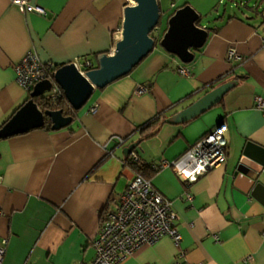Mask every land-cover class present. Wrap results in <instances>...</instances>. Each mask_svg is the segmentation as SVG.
<instances>
[{
  "label": "crops",
  "instance_id": "crops-1",
  "mask_svg": "<svg viewBox=\"0 0 264 264\" xmlns=\"http://www.w3.org/2000/svg\"><path fill=\"white\" fill-rule=\"evenodd\" d=\"M239 1L158 0L160 32L185 6L208 31L185 65L188 78L177 72L182 63L156 46L128 75L94 90L68 127L52 131L46 121L0 139L2 264L90 263L104 209L134 176L125 165L130 153L147 166L172 162L222 123L225 164L192 184L170 168L150 179L179 216V246L163 238L123 264H264V194L249 190H264V115L254 107L255 97L264 99V0L252 7ZM30 2L45 14H23L0 0V129L29 100L15 73L29 53L58 68L83 59L95 68L99 55L114 51L124 10L134 5ZM229 49L242 61L228 62ZM138 87L145 91L136 94Z\"/></svg>",
  "mask_w": 264,
  "mask_h": 264
},
{
  "label": "built area",
  "instance_id": "built-area-1",
  "mask_svg": "<svg viewBox=\"0 0 264 264\" xmlns=\"http://www.w3.org/2000/svg\"><path fill=\"white\" fill-rule=\"evenodd\" d=\"M12 3L23 14L33 12L45 14L30 0H12ZM226 58L228 62L242 61L234 49L228 50ZM72 64L81 75L94 68V64L88 59L75 60ZM57 69L58 67L55 65L43 63L33 53H29L15 67L16 83L26 94H30L36 84L48 81L51 84V89L45 92L42 98L56 102L63 96L54 81ZM177 72L184 78H188L190 75L187 66L183 64L178 67ZM144 91L143 88L138 87L136 94ZM254 107L264 115L263 98L255 97ZM95 111L96 107H93L91 112ZM226 133V124H219L191 145L178 159L151 165V170L158 172L170 168L180 181L188 184L195 183L207 172L226 163L228 146ZM129 159L133 163L140 162L138 155L134 152L130 153ZM185 197L186 201L190 203L191 196L186 194ZM178 221L179 216L175 212L172 202L161 195L149 179L134 174L133 178L128 180L120 196L110 202L102 214L100 229L96 239L92 242L93 260L90 263L81 264H123L125 259L138 249L153 246L163 238H168L174 246L178 247L181 241ZM262 240L264 241V233ZM5 245V241L0 245V264H2L5 255ZM178 256L181 255L178 254ZM173 264L179 263L174 262Z\"/></svg>",
  "mask_w": 264,
  "mask_h": 264
},
{
  "label": "water",
  "instance_id": "water-1",
  "mask_svg": "<svg viewBox=\"0 0 264 264\" xmlns=\"http://www.w3.org/2000/svg\"><path fill=\"white\" fill-rule=\"evenodd\" d=\"M134 5L124 10L121 39L112 54H101L96 59V67L81 73L73 64L59 67L54 81L62 91L68 105L79 111L90 99L94 90L103 89L112 82L128 75L154 49L161 47L166 53L176 57L183 65L193 62V51L200 50L208 39V31L199 26L200 17L190 7L185 6L174 12L166 23V30L159 41L151 34L160 24L158 0H132ZM51 89L48 81L36 84L29 100L1 127L0 139L42 128L46 121L52 131L68 127L73 119L62 110L44 109L36 102ZM249 187H247L248 190ZM253 188L252 196L263 193L260 186Z\"/></svg>",
  "mask_w": 264,
  "mask_h": 264
},
{
  "label": "trees",
  "instance_id": "trees-1",
  "mask_svg": "<svg viewBox=\"0 0 264 264\" xmlns=\"http://www.w3.org/2000/svg\"><path fill=\"white\" fill-rule=\"evenodd\" d=\"M160 25L161 24L158 25L155 31L160 29L161 27ZM165 30L161 31L159 35H156L155 31H153V33L151 34L152 38L158 42L159 39L161 38L160 36L164 34ZM36 102L38 103V105H40L44 109L62 110L65 116H70V117H74L75 115V111L68 105V103L66 102L63 96L59 98L56 102L47 101V100H44L43 98L37 99ZM125 165L128 166L134 172V174L141 175L142 177L149 179V180L155 173L154 171L151 170V165H148V166L144 165L143 163H141V161L139 163H133L129 158H127Z\"/></svg>",
  "mask_w": 264,
  "mask_h": 264
},
{
  "label": "rangeland",
  "instance_id": "rangeland-1",
  "mask_svg": "<svg viewBox=\"0 0 264 264\" xmlns=\"http://www.w3.org/2000/svg\"><path fill=\"white\" fill-rule=\"evenodd\" d=\"M237 2H238L239 4L241 3V1H239V0H237ZM252 2L254 3L253 0H246V1H244L243 3H245L246 5L248 4L249 7H250V6L252 7ZM161 25L165 28V23H164V21H162ZM159 32H160V30H158L157 32H155V34H156V35H159Z\"/></svg>",
  "mask_w": 264,
  "mask_h": 264
}]
</instances>
